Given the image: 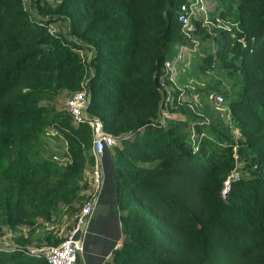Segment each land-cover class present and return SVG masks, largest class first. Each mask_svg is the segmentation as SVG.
<instances>
[{
    "label": "trees",
    "instance_id": "obj_1",
    "mask_svg": "<svg viewBox=\"0 0 264 264\" xmlns=\"http://www.w3.org/2000/svg\"><path fill=\"white\" fill-rule=\"evenodd\" d=\"M186 1L61 0L35 6L38 17L22 0H0V180L18 183L14 195L0 189V225L33 222L23 219L21 183L29 198L34 183L60 182L44 186L36 205L47 204V217L77 197L75 169L93 161L91 129L40 101L65 87L80 90L88 67L87 111L118 144L103 155L84 264H218L235 257V264H264V0H218L210 18L226 17L233 27L199 30V66L217 79L197 93L208 97L226 83L229 118L206 123L185 105L163 123L150 113L163 94L170 98L160 78L172 49L184 44L178 17ZM58 20L68 22L70 37L50 30ZM86 43L95 50L88 63L80 54ZM50 131L66 143L68 165L29 148ZM15 242L0 252V264H48L27 252L29 241Z\"/></svg>",
    "mask_w": 264,
    "mask_h": 264
},
{
    "label": "rangeland",
    "instance_id": "obj_2",
    "mask_svg": "<svg viewBox=\"0 0 264 264\" xmlns=\"http://www.w3.org/2000/svg\"><path fill=\"white\" fill-rule=\"evenodd\" d=\"M60 1L61 0H22L24 7L30 12V14L38 17H40L41 14L37 12L35 6L47 3L55 7ZM218 4V0H201L198 3L199 7L198 13L195 15L196 18H193L191 23L185 29V33L188 36L184 35V44H179L172 49V54L168 61H172L177 56L179 53L178 46L183 45L185 48L182 53L183 59L179 60V63L175 65L176 72L173 76V80L171 81L167 78L165 79V82L160 85L162 94L165 91L168 95L169 92L170 98L167 99L166 95L163 94L162 103L161 106L158 107V112H156V114H153L152 112L150 113L151 117L155 120L168 123L170 120L178 117V114L171 112V110H181L182 106L185 105L191 107L196 115L205 119L206 123L219 119L218 117L220 116L223 117V120L229 118V108L224 99V92L228 91V85H226V83L216 86L215 89L221 93L215 91L208 97H200L197 93V91L206 89L209 85H213L217 79V76L213 72L210 74L205 71L201 65L199 66L198 58L201 54L205 53V49L201 48L202 41L204 40L199 34V30L207 29L212 34L217 30H227L234 25L231 21L226 20V17L210 18L209 12L213 11ZM49 27L53 32L60 31L67 37H70L69 24L65 20L53 22ZM73 39L81 44V41L77 38ZM83 47L84 48L80 50V54L84 61L88 63L95 54V50L87 43L83 44ZM91 72L92 69L87 67V70L83 74V78H81L79 82L81 87H88L87 82ZM165 84L166 86H164ZM72 93V90L65 87L58 92V94H50L49 96H46L45 99L40 101V104L47 108L55 107L56 109L67 110L65 101ZM88 94L90 96L89 91ZM219 94H222L223 96V101L221 102H218L216 99V96ZM89 116L101 122L100 116L92 114H89ZM35 147L37 153L36 156L41 159H51L62 163L63 165H68L70 163L69 158L64 156L66 143L62 138L56 136L53 131H50L48 135H43L34 147L32 144L29 145V148ZM113 148L109 149L107 155L109 154L111 156V154L114 153ZM30 152L33 153L34 150L30 149ZM105 152H107V150ZM91 153L93 161L86 158L84 163L75 169L80 183L77 197L69 206H64L61 203L57 205L55 203L57 209L51 211L50 217L46 216V203L39 206L36 205L41 201L40 195L42 194L44 197V186H57L60 182L54 180L51 181L49 185L34 183L32 187H29V189H31L30 197L32 199H29L30 197L28 198V189L26 185L24 183L19 185L25 188L24 191L26 190V193L22 196V205L20 206L27 210L23 219L26 221L32 219L33 222L31 224L19 223L15 228H10L7 225H0L1 253H6V250H12L15 245L18 244L15 242L16 238L29 241L30 244L28 245V250L31 248L52 245L63 240L75 225L81 207L90 200L91 196L94 195L95 183L93 177L96 167L101 170L103 175L105 165V159H103L104 153L101 156H95L92 148ZM16 185H18L16 182L10 184L0 180V189L6 187L4 193L8 195H14L16 193L17 188L15 191L10 192ZM237 261L238 258L235 257L227 262L222 260L218 264H235Z\"/></svg>",
    "mask_w": 264,
    "mask_h": 264
},
{
    "label": "built area",
    "instance_id": "obj_3",
    "mask_svg": "<svg viewBox=\"0 0 264 264\" xmlns=\"http://www.w3.org/2000/svg\"><path fill=\"white\" fill-rule=\"evenodd\" d=\"M201 0H189L180 5L178 20L181 23V30L185 34L186 27L191 23L193 18H196L198 13V3ZM229 28V27H227ZM179 53L172 61H165L163 66V73L161 75V83L165 79L173 80L176 72L175 65L179 60L183 59L182 53L185 50L183 45L178 46ZM166 86V84L164 85ZM218 102L223 101L222 95H217ZM90 101V96L85 87L72 93L65 101L68 113L71 115L74 123L86 122L92 132V150L95 156H101L106 150L117 146V139L103 129V125L97 119L89 116L87 111ZM95 191L90 200L84 204L77 216L75 225L69 233L57 245H47L37 248H31L27 252L43 257L48 264H75L77 259L84 252V244L88 234L89 224L92 213L97 203L99 194L103 186V175L100 169L96 167L94 172ZM230 177L224 182L222 191L223 196L229 190ZM7 251V250H6Z\"/></svg>",
    "mask_w": 264,
    "mask_h": 264
},
{
    "label": "crops",
    "instance_id": "obj_4",
    "mask_svg": "<svg viewBox=\"0 0 264 264\" xmlns=\"http://www.w3.org/2000/svg\"><path fill=\"white\" fill-rule=\"evenodd\" d=\"M9 251H11V250H7L6 253ZM75 264H84L82 255L77 259Z\"/></svg>",
    "mask_w": 264,
    "mask_h": 264
}]
</instances>
